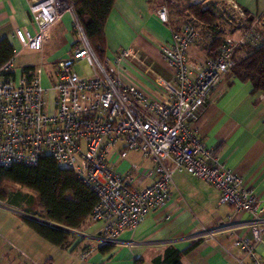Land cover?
<instances>
[{
    "label": "built area",
    "instance_id": "1",
    "mask_svg": "<svg viewBox=\"0 0 264 264\" xmlns=\"http://www.w3.org/2000/svg\"><path fill=\"white\" fill-rule=\"evenodd\" d=\"M26 1L37 30L32 34L15 28V39L22 46L41 49L45 32L65 11L72 14L78 38L70 54L56 63L54 79L47 87L42 83L41 63L28 73L21 69L17 77L6 74L12 72L13 57L0 66V167L15 162L33 164L49 155L96 193L98 201L90 220L102 226L94 237L96 244L83 248L77 257L87 259L99 245H111L123 230L134 228L148 211L164 204L173 173L186 171L219 189L220 204L250 214V236L233 243L250 256L252 264H261L256 245L264 230V209L241 177L219 161L217 150L205 145L192 124L222 74L234 65L236 48L264 43L256 28L260 22L248 24L244 12L231 4L238 12V16L230 15L238 26L235 32L225 36L215 57L195 63L189 62L187 53L199 37L197 25L186 21L178 30L171 29L170 42L159 48L174 79L155 76L168 94L167 100L157 101L122 80L125 61L143 64L134 46L121 48L101 62L82 32L71 0ZM167 9L163 2L156 10L163 23L169 21ZM81 60L90 66V74L75 70ZM121 141L119 160L129 151L153 160L149 184L136 185L134 172L139 168L135 164L117 172L107 161L110 148Z\"/></svg>",
    "mask_w": 264,
    "mask_h": 264
},
{
    "label": "crops",
    "instance_id": "2",
    "mask_svg": "<svg viewBox=\"0 0 264 264\" xmlns=\"http://www.w3.org/2000/svg\"><path fill=\"white\" fill-rule=\"evenodd\" d=\"M218 1L229 6L234 3L243 12L246 10L253 21L264 23V0H201L216 8L227 32L232 29L230 33L235 32V20L230 19L228 7H219ZM27 2L0 0V37L8 38L14 47L12 76L17 77L24 66L35 68L41 63L42 83L47 87L54 79L56 63L70 54L71 44L78 37L72 14L65 11L45 32L41 49L22 46L15 39V28H24L32 34L37 30L28 15ZM163 2L115 0L104 24L105 56L134 46L143 64L125 61L120 73L122 80L157 101L167 100L168 94L155 76L174 79V72L161 57L159 47L171 40L168 22L182 25L169 7V21L159 20L156 10ZM198 34V39L188 46L187 59L191 63L207 57L202 45L210 34ZM217 83L192 124L205 145L217 150L219 161L241 177L264 209V93L252 91L251 82L238 79L231 70L223 73ZM122 146L123 142H118L107 161L117 172L135 164L139 168L134 172L136 185L149 184L153 160L137 151H129L119 160L117 154ZM219 193L208 182L186 171H175L164 204L148 211L134 228L118 234L110 250L97 247L84 260H77V254L96 244L94 237L102 226L100 222L88 219L79 229H69L64 246H57L28 227L20 210L0 201V264H155L153 258L161 256L168 246L183 251L180 264H252L250 256L233 243L250 236V214L220 204ZM260 237L256 254L264 264V230Z\"/></svg>",
    "mask_w": 264,
    "mask_h": 264
},
{
    "label": "trees",
    "instance_id": "3",
    "mask_svg": "<svg viewBox=\"0 0 264 264\" xmlns=\"http://www.w3.org/2000/svg\"><path fill=\"white\" fill-rule=\"evenodd\" d=\"M114 1L71 0L85 38L101 62L106 52L104 24ZM164 2L175 11L182 24L194 22L200 34H210V39L202 46L207 57H215L225 36L233 31L227 32L216 8L208 3H189L187 0ZM244 14L248 24L252 23L253 17L246 10ZM168 23L172 30L179 29L171 21ZM256 28L264 41V23ZM14 52L9 39L0 37V66L11 59ZM232 57L234 65L229 70L238 79L250 81L252 91L261 90L264 93V43L240 45ZM33 69L34 66L27 65L22 71L28 73ZM6 74L12 75V72ZM0 201L25 214L23 220L39 236L53 245L64 246L69 235L68 229L83 226L90 219L98 199L96 193L72 171L60 167L51 156L42 155L33 164L15 162L0 167ZM111 246L113 244H101L98 249L108 251ZM182 254L183 251L168 246L161 256L153 258V262L180 264Z\"/></svg>",
    "mask_w": 264,
    "mask_h": 264
},
{
    "label": "rangeland",
    "instance_id": "4",
    "mask_svg": "<svg viewBox=\"0 0 264 264\" xmlns=\"http://www.w3.org/2000/svg\"><path fill=\"white\" fill-rule=\"evenodd\" d=\"M218 5H219V7H228V9H227V13L229 14H232V15H234V16H238V12L234 9V8H232L231 6H229V4H227L226 2H224V1H222V2H219L218 1ZM259 25V24H258ZM261 26V25H260ZM75 28V27H74ZM74 32L76 33V35H77V37H78V32H77V30H76V28H75V30H74ZM75 70L77 71V73H79V74H90L91 72H92V70H91V68H90V66L87 64V63H85V61L84 60H81V61H79V63L77 62V63H75ZM49 97H50V94H47L46 95V98H47V100H49ZM118 143V142H117ZM116 143V144H117ZM115 144V145H116ZM114 145V146H115ZM112 148H114V147H112ZM112 148H110V150L112 149ZM56 257H58V256H56ZM79 258L77 257V260H78Z\"/></svg>",
    "mask_w": 264,
    "mask_h": 264
},
{
    "label": "water",
    "instance_id": "5",
    "mask_svg": "<svg viewBox=\"0 0 264 264\" xmlns=\"http://www.w3.org/2000/svg\"><path fill=\"white\" fill-rule=\"evenodd\" d=\"M82 32H83V29H82ZM83 34H84V32H83ZM84 36H85V34H84ZM85 37H86V36H85ZM31 217L36 218V217H34V216H31ZM36 219H39V218H36Z\"/></svg>",
    "mask_w": 264,
    "mask_h": 264
}]
</instances>
